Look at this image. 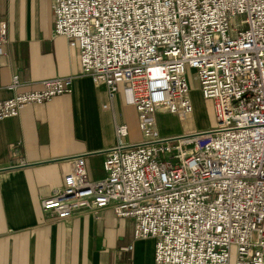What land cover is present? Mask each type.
I'll use <instances>...</instances> for the list:
<instances>
[{"label": "built area", "instance_id": "obj_1", "mask_svg": "<svg viewBox=\"0 0 264 264\" xmlns=\"http://www.w3.org/2000/svg\"><path fill=\"white\" fill-rule=\"evenodd\" d=\"M49 1L53 35L78 48L83 73L109 98L123 87L138 135L128 141L129 126L115 125L100 180L74 157L43 214L63 220L109 208L132 221L134 240L155 241L154 264H264V0ZM8 27L0 19L1 57ZM188 70L212 101L214 125L161 138L157 112L186 120L193 111ZM72 81L19 93L13 75L0 122L70 93Z\"/></svg>", "mask_w": 264, "mask_h": 264}, {"label": "crops", "instance_id": "obj_2", "mask_svg": "<svg viewBox=\"0 0 264 264\" xmlns=\"http://www.w3.org/2000/svg\"><path fill=\"white\" fill-rule=\"evenodd\" d=\"M2 18L9 21V44L8 55L0 56V101L12 96L7 86L13 75L19 93L40 89L46 79L73 81L70 94L25 106L18 117L0 122V170L5 169L0 171V264H154L155 241L134 240L132 221L109 208L64 220L43 214L41 202L62 186L74 157H83L89 180L104 177L114 127L126 124L128 141L136 139V112L125 104L122 86L109 98L105 86L83 73L78 48L53 35L49 0H0ZM161 114L173 115L155 114L164 138L212 127L206 121L166 133L158 123ZM10 167L17 168L6 170ZM129 245L132 251L122 250Z\"/></svg>", "mask_w": 264, "mask_h": 264}, {"label": "rangeland", "instance_id": "obj_3", "mask_svg": "<svg viewBox=\"0 0 264 264\" xmlns=\"http://www.w3.org/2000/svg\"><path fill=\"white\" fill-rule=\"evenodd\" d=\"M235 21H237V19H235ZM189 71H192L194 73V75L191 73L187 77L189 94H190L191 99H192V101L190 100V102H191L193 111H192L191 115L188 118H186V120L185 119L184 120L183 119H180L177 115H174V114H170L171 116L173 115V117H170V116H166V115H162L161 114L160 115V118L158 119V123L159 122L160 123H163V125L166 127V130H167L166 133H169V132H174V133L175 132H181L182 129L185 128V126L198 127L200 124H203L206 121H208V123L212 124V127L214 125V110H213L212 101L211 100H205V99L202 98L201 93H200V89H199V83H198V80L196 78V74H195V72L193 70H188L187 71V74H188ZM194 76H195V78H194ZM196 82L198 84V90H199V92H198V90L196 88V86H197ZM71 87H72V84H71ZM71 91H72V89H71ZM70 93H67V94H70ZM60 96H62V95H60ZM56 97H58V96H56ZM56 97H54V98H56ZM54 98H52V99H54ZM189 99H190V97H189ZM47 102H49V101H47ZM42 104H44V103H42ZM32 105H35V104H32ZM162 113H166V112H162ZM166 114H169V113H166ZM11 118H15V117H11ZM7 119H9V118H7ZM155 121H156V119H155ZM156 127H157V124H156ZM210 129L205 130V131H209ZM205 131H195V130H191V131L185 132L183 135H180V136L166 137V138L161 137V138L178 140V139H184V138H186V135L185 134L196 133L195 135H198V134H200L202 132H205ZM190 136H192V135H190ZM190 136H188V137H190ZM229 264H233V259L232 258L230 259Z\"/></svg>", "mask_w": 264, "mask_h": 264}, {"label": "water", "instance_id": "obj_4", "mask_svg": "<svg viewBox=\"0 0 264 264\" xmlns=\"http://www.w3.org/2000/svg\"><path fill=\"white\" fill-rule=\"evenodd\" d=\"M17 167H10V168H6V170H11V169H16ZM0 171H5V169H1Z\"/></svg>", "mask_w": 264, "mask_h": 264}]
</instances>
